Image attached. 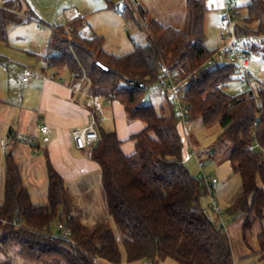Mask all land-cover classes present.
<instances>
[{
    "label": "trees",
    "instance_id": "16d2710c",
    "mask_svg": "<svg viewBox=\"0 0 264 264\" xmlns=\"http://www.w3.org/2000/svg\"><path fill=\"white\" fill-rule=\"evenodd\" d=\"M114 7V0H108ZM185 30L148 19L138 5H127L123 15L141 26L147 21V39L124 55L106 51L105 38L82 37L84 19L75 18L52 27L45 55L46 66L67 72L85 83L92 95L121 102L128 121H141L144 129L133 135L135 151L126 155L123 141L113 129H100L91 159L98 163L108 214L117 234L103 219L93 229L73 213L63 177L47 165L48 199L35 204L24 184L13 154L5 157L4 200L0 203V250L41 264H121L122 248L130 264L160 263L171 258L181 264H235L225 229L212 218L201 199L208 193L203 180L193 176L184 163L185 140L169 97L157 110L144 104L146 89L162 83V70L186 79L183 87L188 120L221 126L220 142L230 141L233 172L241 177V191L225 210L230 217L246 218V227L264 219V153L247 151L251 143L264 148V83L255 81L253 92L230 94L226 88L237 81L233 64H206L217 49L206 47V0H186ZM237 35L264 33V0L235 7ZM37 19L26 0H3L0 6V42L7 43L9 28ZM143 21V22H142ZM142 22V23H141ZM264 59V44L254 48ZM107 68L106 71L104 68ZM72 230L63 236L53 226ZM264 261V231L258 237ZM122 246V248H121Z\"/></svg>",
    "mask_w": 264,
    "mask_h": 264
},
{
    "label": "rangeland",
    "instance_id": "374dc122",
    "mask_svg": "<svg viewBox=\"0 0 264 264\" xmlns=\"http://www.w3.org/2000/svg\"><path fill=\"white\" fill-rule=\"evenodd\" d=\"M118 0H114L117 3ZM149 4L154 7V10L158 9L155 0H147ZM177 2V8H180V1ZM99 2V3H98ZM0 0V6L2 5ZM95 7H100L98 12L87 16L89 26L92 25L95 32L105 38L104 47L110 53H114L117 56H121L131 52L134 48L132 40L127 33L128 30L136 29V25L132 19L122 18V13L125 11V5H122L120 12H117L114 8L111 11L105 10L107 3L105 0H93ZM156 4V5H154ZM99 5V6H96ZM136 10V9H135ZM158 11V10H157ZM179 9H177L178 13ZM113 12V13H112ZM180 13V12H179ZM136 14L138 12L136 10ZM160 16L164 14L158 12ZM41 28H38L39 21L37 19L30 21L26 24H13L9 28V39L7 43L0 42V78L4 79V76L11 78L12 82L18 83L17 73L22 74L26 68L30 69L35 74H40L43 65L41 60H37V53L39 55H45L47 52L52 27L61 25L62 23L52 17V14H48L41 18ZM155 15L151 12L149 19H155ZM168 19V23L172 25H179L178 28L185 30L180 25L179 19L170 18L166 15L164 19ZM145 22L147 21L144 19ZM214 15L208 14L206 17V42L205 45L209 49H217L221 45L222 36L225 30L220 27L219 22H216ZM91 22V23H90ZM128 23L127 28L125 27ZM235 24V22H234ZM187 25V24H186ZM89 26L84 25L82 31L84 33L89 32ZM143 33L145 34L146 25H141ZM136 31H138L136 29ZM88 35V34H87ZM215 62L222 64L225 60L222 57H215ZM48 74H52L51 70L47 71ZM251 72L255 77V81L264 83V59L259 56H255L251 66ZM3 83V81H2ZM22 86L15 87V93L17 97L20 96ZM226 90L230 94H237L240 90V84L238 81L231 82ZM148 97L151 103L157 110H160L163 105L164 96H153L148 93ZM173 111H177L174 107ZM181 132L185 140L184 146V163L189 169L190 173L197 177L210 176L216 178L218 183L215 185L214 190L211 192L208 189V193L201 199L202 205L208 210L212 218L216 219L212 206V195L216 199L218 205L223 210L224 220L226 221L225 232L227 233L231 246L232 254L235 264H264L262 260V254L260 253V244L258 237L264 231V219L255 220L249 226L246 227V218L230 217L225 214V210L230 207L241 191V177L239 174L233 172L230 154L233 149V144L230 141L220 142L219 135L222 131L221 126L218 123H214L210 126L203 125L201 119L189 120L185 125V128L180 125ZM1 133V131H0ZM4 139H7V133L0 135ZM12 146L2 149L0 146V199L3 193V186L5 184V156L11 153ZM22 163V175L24 183L29 190L31 200L35 204H45L48 198V175L44 166H32V170H28V167H24ZM95 181L90 180L88 183L67 184L66 188L69 193V198L73 204V209L78 213V217L88 213L87 210L93 212V216L96 219L81 221L93 229L95 225L103 220L104 205L106 203L105 192L103 187L99 184L96 186ZM94 184V185H93ZM204 184V183H203ZM1 201V200H0ZM92 204V205H91ZM106 208V207H105ZM87 211V212H86ZM108 223L112 230L118 235V229L113 218L108 214ZM53 232H58V226H53ZM122 248V246H121ZM123 260L121 264H130L127 262L125 252L122 248ZM0 264H41L38 261L25 260L18 256L5 254L0 250ZM159 264H181L178 261L171 258H161Z\"/></svg>",
    "mask_w": 264,
    "mask_h": 264
},
{
    "label": "crops",
    "instance_id": "0c3cea01",
    "mask_svg": "<svg viewBox=\"0 0 264 264\" xmlns=\"http://www.w3.org/2000/svg\"><path fill=\"white\" fill-rule=\"evenodd\" d=\"M1 1L3 2V0ZM105 1L107 3L105 10L111 11L112 7L108 6V0ZM135 1L147 12L148 19L152 12L156 17L155 20L158 22L178 28L179 25L169 24L168 19L164 18L166 15L174 19H179L180 17L181 21L179 24L182 25V28L186 27V0L180 1V8H177L175 0H155L158 11L154 10V7L147 0ZM250 1L206 0L208 7L207 15H214L215 19H217L216 22L220 24L227 5L233 3L235 7H239ZM26 2L36 14V17L40 15L41 18H44V16L51 13L52 17L62 24L75 18L83 17L84 25L89 26L87 16H92L91 14L102 10L100 7H95L92 4L93 0H26ZM177 9H179L178 13ZM66 12L70 15H67ZM158 12L164 15L160 16ZM121 15L125 20L128 19L123 14ZM37 20L39 21L37 27L41 28L42 19L37 18ZM143 24L146 25L147 23L143 22ZM135 25L138 31L136 29L129 31L127 28L128 23L126 24L125 22L127 33L132 40L134 48L136 44H143L147 39V32L144 34L142 27L136 23ZM89 28V32L87 33L81 30V33L87 38H91L97 34L92 25ZM34 55L39 54L34 53ZM37 60H40V58L37 57ZM48 70H51L52 74L57 76L55 80H44L42 78V69L38 75L33 72L36 76L32 77L28 82H23L24 72L22 74L17 73V84L13 83L8 76H4V79L0 78L1 133H7V136L12 132L33 134L35 132L38 133V125H47L49 128L47 134L38 133L39 144L45 146V148L39 154H34L30 146L13 139L8 140L6 145L2 146V140H5L3 137H1L0 146L2 149L12 146L11 154H13L16 162L19 164L21 171L22 163L25 165V168L28 167V170H32V166H44L47 170L48 162H50L52 167L63 177L66 186L68 183L73 184L75 182L80 186V183H88L90 180L95 181L93 183L96 186L99 184L102 186L100 167L98 163L91 159L90 151L93 145L85 149L77 148L72 137V131L75 128L86 127L95 120L99 130L101 128L115 130L119 139L123 141V152L126 155H131L135 151V143L131 140V137L141 132L144 129V124L139 120L128 121L125 108L121 102L103 96L92 95L85 83H80V89H76L74 86L76 82L73 80L71 74L67 72L56 73L51 68ZM18 85L22 86V90L19 94L20 96L17 97L15 87ZM0 200V203L4 200V191ZM105 207L106 203L104 205L103 214L105 216H103V219L108 221V212ZM87 211L88 213L81 217L83 221L97 218L93 216L92 211ZM73 213L78 216L75 209H73Z\"/></svg>",
    "mask_w": 264,
    "mask_h": 264
},
{
    "label": "built area",
    "instance_id": "2783aa9c",
    "mask_svg": "<svg viewBox=\"0 0 264 264\" xmlns=\"http://www.w3.org/2000/svg\"><path fill=\"white\" fill-rule=\"evenodd\" d=\"M133 5V7L139 12L138 4L135 0H118L114 4V9L117 12L122 11V5ZM235 4L231 3L226 6L225 13L220 21V27L225 30L222 36L221 45L217 48V51L213 57L207 61L206 64H212L215 62V57H222L225 62L233 64L236 68L237 81L240 84L239 92H253L255 77L251 72V66L255 55L254 48L262 47L264 44V33L260 35H237L234 25V11ZM67 15L69 14L66 12ZM70 15V14H69ZM83 19V17H81ZM82 37L84 35L80 34ZM51 67L46 66L42 78L44 80L52 79L55 80L57 76L55 74H47V70ZM36 76L30 69L25 70L23 76V82H28L32 77ZM162 76L164 81L162 83H157L147 88L145 96L142 98L144 104H149L148 93L153 96H168L173 106L177 109L176 116L180 121V125L185 128L188 123V107L187 102L184 99L183 87L186 85V79H180L175 76V73L168 68L162 70ZM75 88L80 89V82L75 83ZM38 133L47 134L48 126L44 124L38 125ZM35 132L33 134H24L20 132H12L9 134L8 138L2 140V146H5L8 140H16L18 142L24 143L32 148L34 154H39L45 146L39 144V136ZM72 137L75 145L79 149H85L86 147L93 145L100 141V130L98 128L97 122L93 120L88 126L82 128H75L72 131ZM247 151L255 152L260 150L264 153V148L260 146L258 142L251 143L245 148ZM203 183L207 186L211 192L214 190L215 185L218 183L216 178L210 176H201ZM212 209L214 213L218 216V220L225 229L226 221L224 220L223 210L218 205L214 195H212ZM58 230L63 236L69 237L72 234V230L67 228L64 224L58 225ZM143 264H158L151 261H145Z\"/></svg>",
    "mask_w": 264,
    "mask_h": 264
},
{
    "label": "water",
    "instance_id": "95a60500",
    "mask_svg": "<svg viewBox=\"0 0 264 264\" xmlns=\"http://www.w3.org/2000/svg\"><path fill=\"white\" fill-rule=\"evenodd\" d=\"M104 68V67H103ZM106 71H108V69L107 68H104Z\"/></svg>",
    "mask_w": 264,
    "mask_h": 264
}]
</instances>
